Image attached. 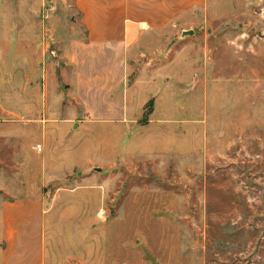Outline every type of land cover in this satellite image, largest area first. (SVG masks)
<instances>
[{
  "label": "rangeland",
  "instance_id": "obj_1",
  "mask_svg": "<svg viewBox=\"0 0 264 264\" xmlns=\"http://www.w3.org/2000/svg\"><path fill=\"white\" fill-rule=\"evenodd\" d=\"M108 2L0 0V212L42 200L43 264H264V0L149 32L103 120L60 68Z\"/></svg>",
  "mask_w": 264,
  "mask_h": 264
},
{
  "label": "crops",
  "instance_id": "obj_2",
  "mask_svg": "<svg viewBox=\"0 0 264 264\" xmlns=\"http://www.w3.org/2000/svg\"><path fill=\"white\" fill-rule=\"evenodd\" d=\"M203 3L204 0H109V14L105 17L97 13V20L90 24L86 37L88 49H83L71 60L73 67L68 69L69 74L65 67L60 68L64 80L72 85V98L90 115L103 120L112 118L115 114L112 106L119 104L114 93L124 80L126 58L149 32L163 29L184 11ZM86 40L79 38L77 42ZM56 98L62 101L64 95ZM94 105L107 107L108 111L98 113L93 109ZM0 223L1 240L5 244L0 264L44 263L41 199L29 197L4 201Z\"/></svg>",
  "mask_w": 264,
  "mask_h": 264
},
{
  "label": "built area",
  "instance_id": "obj_3",
  "mask_svg": "<svg viewBox=\"0 0 264 264\" xmlns=\"http://www.w3.org/2000/svg\"><path fill=\"white\" fill-rule=\"evenodd\" d=\"M34 150L37 152H43V147L40 144H38V145L36 144V145H34Z\"/></svg>",
  "mask_w": 264,
  "mask_h": 264
},
{
  "label": "water",
  "instance_id": "obj_4",
  "mask_svg": "<svg viewBox=\"0 0 264 264\" xmlns=\"http://www.w3.org/2000/svg\"><path fill=\"white\" fill-rule=\"evenodd\" d=\"M194 33V31L193 30H185V31H183V35H192ZM55 54V53H54ZM98 170H101L100 168H98Z\"/></svg>",
  "mask_w": 264,
  "mask_h": 264
}]
</instances>
